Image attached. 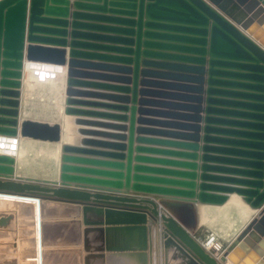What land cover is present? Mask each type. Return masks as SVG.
<instances>
[{
  "label": "water",
  "instance_id": "1",
  "mask_svg": "<svg viewBox=\"0 0 264 264\" xmlns=\"http://www.w3.org/2000/svg\"><path fill=\"white\" fill-rule=\"evenodd\" d=\"M25 62L66 68L74 141L56 181L0 154V195L81 215L95 256L264 264V0H0V136L57 144L59 123L20 117ZM231 195L255 215L211 254L198 206Z\"/></svg>",
  "mask_w": 264,
  "mask_h": 264
},
{
  "label": "bare ground",
  "instance_id": "2",
  "mask_svg": "<svg viewBox=\"0 0 264 264\" xmlns=\"http://www.w3.org/2000/svg\"><path fill=\"white\" fill-rule=\"evenodd\" d=\"M65 73V67L30 62L24 63L22 88L25 87L24 85L28 84V82H34L48 87L49 93L53 96V100H55V104L52 108L54 115L57 116L58 123L61 125V140L57 144H50L0 136V154H6L16 159L15 174L17 177L47 181L57 180L58 167L60 163V147L63 144H71L74 141L71 126L68 123V118L63 114ZM22 107L23 105L21 100V109ZM11 204H21L22 207L26 208L27 213L30 214L29 217L31 218L32 236L29 238V242L31 243V254L25 255V264H44L45 240L43 238V231L45 225L42 222V217L44 214L52 212L46 210L45 205L47 204H40V202L35 199L0 195V214L4 211V206H7V208L10 209L9 205ZM198 212L200 226L205 225V227H209L214 231H217L218 234H220L219 236L221 239H228L232 236L234 238L255 215L254 211L244 205L236 195H231L228 201L220 207L198 206ZM6 213L7 212L4 214ZM72 226L75 227L74 224H72ZM1 230H3V227ZM63 230L66 229L64 228ZM217 232L213 233V236H209L202 244L205 250L219 251L220 242L216 241ZM60 234H67L68 237L64 235L65 238L67 237L68 239H73V236H79L80 232L76 229L73 230L71 225H69V228ZM3 250H0V259L5 260L4 258L7 259V257H11L10 259H12L14 264H22V254L19 252L20 250H17L18 252L15 254L11 253V255L4 254L7 250ZM153 259L155 261L154 257Z\"/></svg>",
  "mask_w": 264,
  "mask_h": 264
},
{
  "label": "rangeland",
  "instance_id": "3",
  "mask_svg": "<svg viewBox=\"0 0 264 264\" xmlns=\"http://www.w3.org/2000/svg\"><path fill=\"white\" fill-rule=\"evenodd\" d=\"M24 86L25 87L22 88L23 98L21 96L23 105L20 110L21 119L58 123L57 116L54 115L52 108L55 104V100H53V96L49 93L48 87L34 82H28V84ZM9 206L10 209H8L7 206H4L5 209L0 214V220L3 216L7 219V224L3 226V230H1L2 227L0 228V248H2L0 250L6 249L8 252L5 251L4 254L8 255H11V253L15 254L18 252L17 250H20L19 252L22 254L21 263L25 264V255L31 254V243L29 242V238L32 236L30 214H28L26 208L22 206H13L12 204ZM46 210L51 211L52 213L44 214L42 217V222L45 225L43 231V238L45 240L44 264H100L97 259H100V257L102 258V256H95L88 251L89 249L94 248L96 240L94 235H90L85 241L84 228H86V226L82 222L81 215L75 217L73 213L63 211L61 208L55 206H46ZM5 212H7V215H4ZM74 222L78 224L75 229L77 228V230L80 231L79 236H73V239H68L67 234H60L69 228V225L67 224ZM64 228L66 230H63ZM215 232L217 231L205 227L204 225L199 228L197 236H199L203 244L208 237L211 235L213 236V233ZM216 234V241L220 242L219 245L221 251L230 244L233 236L228 239H221L219 236L220 234H218V232ZM64 235L67 237L65 238ZM120 242L129 245L133 244V241L126 239V237L123 241L119 240L118 244H120ZM117 247L121 246L118 245ZM125 247L127 246H123V250L115 251L114 253H116V255L120 253V257L127 254L128 257L126 259H130L131 261L127 260L129 263L126 264H145L144 261L142 259L140 260V257H138L141 251H139L138 256H135L137 252L133 251L132 248L125 249ZM10 258L11 257H7V259L4 258L5 260L0 259V263L5 262L6 260L12 261ZM120 259H122V257ZM123 264H125V262Z\"/></svg>",
  "mask_w": 264,
  "mask_h": 264
},
{
  "label": "crops",
  "instance_id": "4",
  "mask_svg": "<svg viewBox=\"0 0 264 264\" xmlns=\"http://www.w3.org/2000/svg\"><path fill=\"white\" fill-rule=\"evenodd\" d=\"M67 212H69V211H67ZM4 215H7V214H4ZM72 224L73 223H69V225H71V228H73V230H74L76 226L74 227V226H72ZM112 227H115V228H119L120 229L122 226L121 225H117V224H113ZM117 234H119V233H117ZM117 234H113V235H111V237H117L118 238V239L116 238L117 240H123V239H125V237L119 236ZM133 236H134V239L132 240L133 241L132 246L136 245L140 241L139 235H135L134 234ZM196 238L198 239L199 242H201V240H200L199 236H197V234H196ZM118 243L119 242L114 243V245H119V246H122L123 245V243H121V242H120V244H118ZM137 253H139V251ZM135 256H138V254L135 255ZM138 257H140V260L142 259L145 264H148V262H149V256H148V250L147 249L142 250L139 253V256ZM120 258H121L120 256L116 257L114 253H104L103 256H102V258L97 259V261L100 264H123L124 262H125V264L126 263H129L127 260H130V259H126L124 257H122V259H120Z\"/></svg>",
  "mask_w": 264,
  "mask_h": 264
},
{
  "label": "built area",
  "instance_id": "5",
  "mask_svg": "<svg viewBox=\"0 0 264 264\" xmlns=\"http://www.w3.org/2000/svg\"><path fill=\"white\" fill-rule=\"evenodd\" d=\"M223 250H224V249H223ZM223 250H221V252H222ZM208 252H210L211 254H215V253L220 252V248H219V251L216 250V251H208ZM221 252H220V253H221Z\"/></svg>",
  "mask_w": 264,
  "mask_h": 264
}]
</instances>
